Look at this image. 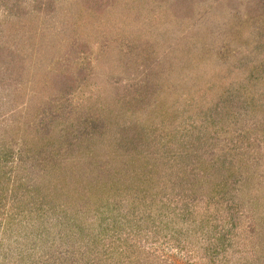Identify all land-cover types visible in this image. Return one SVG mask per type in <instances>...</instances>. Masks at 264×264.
<instances>
[{
  "label": "rangeland",
  "instance_id": "1",
  "mask_svg": "<svg viewBox=\"0 0 264 264\" xmlns=\"http://www.w3.org/2000/svg\"><path fill=\"white\" fill-rule=\"evenodd\" d=\"M0 264H264V0H0Z\"/></svg>",
  "mask_w": 264,
  "mask_h": 264
},
{
  "label": "trees",
  "instance_id": "2",
  "mask_svg": "<svg viewBox=\"0 0 264 264\" xmlns=\"http://www.w3.org/2000/svg\"><path fill=\"white\" fill-rule=\"evenodd\" d=\"M50 3L51 2L47 1L43 10L47 11L48 8L51 6ZM122 130L125 131V129H122ZM122 135L120 136V142H123L124 145H128V143H133V142L137 141L139 146H142V145L144 146V143H146L147 146H151V147H154L155 149H157L161 156H157L155 159L158 162H160L164 167L167 168L169 166V169L175 168L176 169L175 172L176 171L180 172L181 167H182L181 165H183V164H185L183 166V168H185V169L188 168L189 161H187V159H188V157L193 155V151H192L191 147L182 146V148H177L176 152L174 154L168 153L170 150L172 151V149H165V146H167V145L170 146L171 144H177L178 140L181 141V143H182L183 139H185L183 135H182V137L180 136L179 138H174L172 136L166 137V135L159 134L157 136L147 138V137H145V135H146L145 131H143L142 137H140V135H139L138 140L136 139L135 136L133 137V139H130L131 138L130 135H125V134H122ZM129 140L132 142H130ZM199 154L201 155V152ZM182 158L185 161H182ZM182 162H185V163H182ZM180 163H182V164H180ZM191 165H193V164H191ZM194 167L195 166H193L191 169H195ZM188 214H190V212H184L182 215H179L178 217H174V216L173 217H174V219L180 220L182 223H188L191 220H194V222L202 223L200 216L197 218L191 219V216H189ZM163 216H168V215L164 214ZM108 217H109L108 221L104 220V223L105 222L109 223L110 221L115 219L114 217H111V216H108ZM226 218L228 219V222L226 223V225L229 224L230 226H229V229L224 228V230H222V233H221L222 238L220 239L221 241L224 237L226 238V236H225L226 234H228L229 232L232 231V226L236 223V220H238V217L235 214L230 215V216L228 215V216H226ZM166 223H168V222H164V224H166ZM188 227L190 228V225ZM189 228L183 230L184 233H180L179 235H181V236L177 237L178 240L175 244V247H177L179 249V251L186 249V243L179 242V239H183L184 237L189 238V235H187V231H189ZM178 231H180V229H178ZM117 233L118 232L116 231V234ZM173 234H171L169 236V239L173 238V236H174ZM108 236L110 237L109 239H111V237H112L111 234H108ZM128 238H129V235L125 238V241H130V239H128ZM209 239H211V236H209ZM130 245H133V244H130ZM120 248H122V247H120ZM123 249H126V248H123Z\"/></svg>",
  "mask_w": 264,
  "mask_h": 264
}]
</instances>
